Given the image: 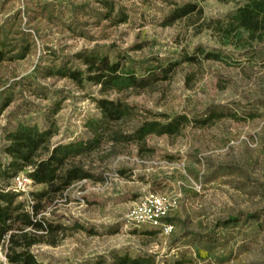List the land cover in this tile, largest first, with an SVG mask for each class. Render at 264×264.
I'll use <instances>...</instances> for the list:
<instances>
[{
	"label": "rangeland",
	"instance_id": "374dc122",
	"mask_svg": "<svg viewBox=\"0 0 264 264\" xmlns=\"http://www.w3.org/2000/svg\"><path fill=\"white\" fill-rule=\"evenodd\" d=\"M190 1L0 0V165L8 161L5 136L19 124L52 128L53 144L92 137L85 125L101 117L99 88L57 73L85 71L88 56L138 76L156 71L154 88L105 97L138 107L143 118L228 115L174 137L150 136L151 152L143 155L132 143L104 161L106 152L82 158L95 178L74 183L39 215L60 227L50 238L55 246L32 248L41 264H116L124 256L151 264H264V42L249 41L242 29L223 37L187 20L162 25L175 5ZM198 4L206 23L227 21L243 0ZM192 56L195 62H185ZM174 64L169 73L159 70ZM45 188L32 183L18 201L30 206ZM147 193L181 195L173 235L129 221Z\"/></svg>",
	"mask_w": 264,
	"mask_h": 264
},
{
	"label": "trees",
	"instance_id": "16d2710c",
	"mask_svg": "<svg viewBox=\"0 0 264 264\" xmlns=\"http://www.w3.org/2000/svg\"><path fill=\"white\" fill-rule=\"evenodd\" d=\"M193 0L182 5H175L163 21V26H172L178 21H191V25L203 26L220 36H230L238 30L248 33L251 42H264V0H243L235 14L227 21L209 20L206 23L203 8ZM226 2L227 0H218ZM125 17L120 23L126 22ZM205 60L221 61V57L199 50ZM2 59L0 58V62ZM185 62H195V57H187ZM85 71L60 69L57 73L78 85L84 82L99 88L101 99L95 100L101 117L87 121L85 128L92 135L90 139L78 140L67 144H53L55 132L52 128L41 129L38 126L19 124L5 136L7 143L5 154L8 161L0 165V247L9 264H41L32 253V248L47 244L55 246L57 241L50 240L60 227L48 223L39 215L74 183L95 178L92 167L82 161L102 152L105 158L117 156L122 146L136 144L138 154L143 155L148 149L147 138L150 136L174 137L191 124L204 127L210 122L226 118L223 113H210L206 119L191 120L185 115L170 118L168 115H155L143 118L138 107L122 99L105 98L111 93L140 94L155 87L156 71L145 76L134 72H122L119 63H110L107 58L88 56L83 60ZM176 66L159 67L162 74ZM5 103L1 111L7 108ZM162 118V120L160 119ZM139 119L137 125L133 121ZM25 174L35 185L46 188L33 193L32 205L19 202L20 193L12 191L11 182L20 173ZM116 264H151L147 259L120 257Z\"/></svg>",
	"mask_w": 264,
	"mask_h": 264
},
{
	"label": "built area",
	"instance_id": "2783aa9c",
	"mask_svg": "<svg viewBox=\"0 0 264 264\" xmlns=\"http://www.w3.org/2000/svg\"><path fill=\"white\" fill-rule=\"evenodd\" d=\"M83 180L82 182H86ZM32 180L24 173L18 174L12 181V191L20 193L31 185ZM180 194L173 196L158 193H147L134 204L128 219L137 227H149L163 237L174 234L176 226L171 215L179 208ZM0 249H2L0 247ZM4 264H9L4 253H0Z\"/></svg>",
	"mask_w": 264,
	"mask_h": 264
}]
</instances>
